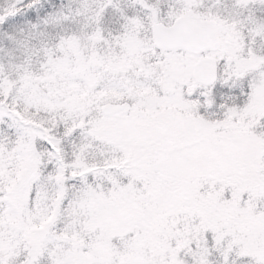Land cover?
<instances>
[{
    "label": "snow or ice",
    "instance_id": "obj_1",
    "mask_svg": "<svg viewBox=\"0 0 264 264\" xmlns=\"http://www.w3.org/2000/svg\"><path fill=\"white\" fill-rule=\"evenodd\" d=\"M0 264H264V0H0Z\"/></svg>",
    "mask_w": 264,
    "mask_h": 264
}]
</instances>
